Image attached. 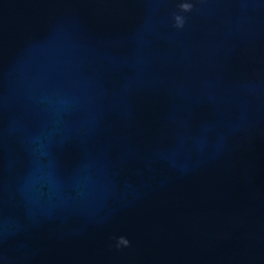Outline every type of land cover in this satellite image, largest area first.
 <instances>
[{"label": "water", "instance_id": "water-1", "mask_svg": "<svg viewBox=\"0 0 264 264\" xmlns=\"http://www.w3.org/2000/svg\"><path fill=\"white\" fill-rule=\"evenodd\" d=\"M0 264H264V0H0Z\"/></svg>", "mask_w": 264, "mask_h": 264}, {"label": "clouds", "instance_id": "clouds-1", "mask_svg": "<svg viewBox=\"0 0 264 264\" xmlns=\"http://www.w3.org/2000/svg\"><path fill=\"white\" fill-rule=\"evenodd\" d=\"M180 9L182 12H190L192 10V4L189 2H184L179 5ZM175 19V26L177 28H182L185 23V19L181 15H176L174 17ZM129 241L125 237H119L116 242V247L120 248L121 246L127 247L129 246Z\"/></svg>", "mask_w": 264, "mask_h": 264}]
</instances>
